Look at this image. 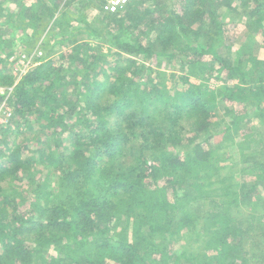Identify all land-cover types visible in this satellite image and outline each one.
<instances>
[{"label": "trees", "instance_id": "obj_1", "mask_svg": "<svg viewBox=\"0 0 264 264\" xmlns=\"http://www.w3.org/2000/svg\"><path fill=\"white\" fill-rule=\"evenodd\" d=\"M56 1L38 0L34 21L48 13L53 28L61 27L70 14L57 16ZM179 2L171 11L157 6L156 19L140 1L127 3L125 14L106 12L114 63L79 44L22 76L12 99L17 132L36 129L32 144L41 147L0 149L7 159L0 164V264H264V0ZM221 8L246 10L258 34L241 44L225 39ZM24 10L0 21V65L9 61L4 36L33 39L26 23L9 27ZM79 20L99 35L84 15ZM169 48L175 51L165 55ZM155 56L188 73L169 78L135 59ZM212 78L227 85L213 91ZM13 83L0 71V86ZM220 104L230 122L213 132L222 124ZM222 138L236 143L245 164L236 186L254 182L243 212L231 189L236 180L219 166L214 143ZM188 144L192 150L181 154ZM25 184L33 189L24 193Z\"/></svg>", "mask_w": 264, "mask_h": 264}, {"label": "rangeland", "instance_id": "obj_2", "mask_svg": "<svg viewBox=\"0 0 264 264\" xmlns=\"http://www.w3.org/2000/svg\"><path fill=\"white\" fill-rule=\"evenodd\" d=\"M1 3H4V9L5 17L12 16L11 13H18L17 8L23 11L24 9H27V11L24 10L23 15L20 17H17V19L13 22H10V29L14 28V25L22 26V24H27L28 27H22L25 30V33L29 35L30 37H33L32 40H27L25 44L21 41L23 37V33H19L18 35H12L9 33L8 41L4 43L6 49H10L9 52L2 56L3 59H7V54L9 55V60L6 65H0V71L3 73H6L7 75H12L14 78V83L18 84L20 83V80L22 75L28 73L29 71H32L36 67H38L42 61H44L47 57L48 60H56L58 59L59 55L63 52L72 51L73 48H75L79 44H88L92 45L95 50H97L98 55L101 57L108 56L107 59L111 61V63H114L115 60L118 58L116 57V49L113 48L111 45L109 39V36L107 34V24L108 22L105 21V15L106 12L117 14L119 10H121L120 14H125V9L128 7H125V5L129 2L131 4L135 3L136 1H140L143 3V7H149L153 10V18L156 19L158 16V11L155 10L157 6H160L161 11H171L173 3H175V7L180 8V2L179 0H128L126 4H122L121 6H118L116 9H111L112 1L114 0H103L105 1V4L99 3V0H59L56 1L58 8L56 7V15L59 16V11L61 12H67L70 14V17H67V19L63 18L61 27L53 28L52 26V17L48 16V13L46 15H40L41 21H34L32 14L35 13L34 11H30V8L34 7V5L38 8L42 3H36L38 0H1ZM82 1V3L80 2ZM45 3V1H44ZM51 3V2H50ZM53 5V3H51ZM79 4H82L83 6L79 8ZM34 7V8H36ZM52 6L51 8H53ZM106 7H110L111 10H107ZM123 7H125L123 9ZM105 10L104 12L102 10ZM143 9V8H142ZM157 9V8H156ZM246 10L243 8H237L236 10L232 11H225V9L221 8V16L224 17L225 25H226V32H225V39H228L230 42L234 44H241L243 42H246L249 40L250 37L256 36L258 33L255 31L256 28H254L251 23H249L248 17L246 16ZM58 13V14H57ZM84 15L85 19L88 24L93 25V27L99 28V35H90L87 33V30L85 31V23H82L81 20H79L80 16ZM247 17V18H246ZM4 18H0V21L4 20ZM18 23V24H17ZM33 24V26L31 25ZM148 25V24H144ZM145 27V26H144ZM102 29V30H101ZM145 29L146 33L148 34V37H151V39L154 37L155 32L150 28H143ZM142 29V32H145ZM101 30V32H100ZM62 33V36H59L58 38L54 37L55 33ZM257 33V34H256ZM134 34H137L135 32ZM64 35V36H63ZM259 38V37H258ZM149 39L147 43L151 40ZM262 39V38H260ZM146 41V40H145ZM13 45V47H12ZM113 48V50H112ZM13 51V52H12ZM175 50L173 48H169L166 51L165 55H168L170 53H173ZM259 51H263L259 49ZM11 52V53H10ZM156 52L157 53H164V48L162 44H158L156 46ZM218 52L221 56L227 55V50L224 47H221L218 49ZM10 53V54H9ZM113 53V55H112ZM124 56H127L124 54ZM168 56H161V57H154L152 60H144L142 57H136L135 59L139 62L140 65L145 66H151L153 69H156L158 71L167 73L168 77L170 78L172 73L176 76L183 75L184 73H188L187 70L183 69L178 61H174L172 63H169ZM263 58V57H262ZM20 78V79H19ZM101 81H106V75L99 77ZM112 78V74H111ZM167 82V81H166ZM171 83V82H167ZM206 84L210 89L213 91L220 89L221 87H224L227 85V83L224 80H217L215 78L206 80ZM0 87H6V86H0ZM220 99V97H219ZM225 105L220 104L219 112L216 116L217 120H221L220 127L213 130V132L219 131L224 128L223 124L228 125L230 120L225 119L224 116V110ZM16 119H14V122H11L10 127L8 129H3V133L0 136V149L5 148H17L21 145H28L30 146V151L38 150L40 149V143H33L32 141L36 136H38V131L35 130H29L25 127H21L20 133L17 132V126H16ZM224 121V122H223ZM254 131V130H253ZM264 133V132H263ZM257 137V135L255 134ZM254 136V137H255ZM43 137V136H42ZM67 137V136H65ZM44 141H48L49 139L45 137ZM203 139V137L201 138ZM237 140L240 139L239 137L236 138ZM49 142V141H48ZM216 143H214V146L217 148L219 146V157L223 159L221 163H219V166L226 165V168L228 170H224L223 173H227L229 171V177L235 179L234 186L231 184L232 191L237 193V200L239 201L238 209L243 212L244 205L246 201V192L249 191L251 188L250 186L254 184L253 181H248L247 185H241L236 186L237 183H239V178L241 177L238 172H240L241 168L243 169L244 163L242 159V154L240 152V149H238L236 143L232 140H226L224 138L222 139H216ZM49 146H54V142L51 140L49 142ZM69 143V142H68ZM192 146L185 145L180 146L178 149L180 150V153H187L188 151L192 150ZM214 148V147H212ZM254 152V151H253ZM218 156V155H217ZM7 159L4 156H0V164L6 165ZM248 165V164H247ZM40 167V166H39ZM48 172V169H44V175ZM43 175V174H41ZM189 184V183H188ZM188 187V186H187ZM181 188L180 190V197H184L188 191V188ZM212 188H215L212 186ZM24 193L29 192L33 187H28L27 184L23 186ZM30 189V190H28ZM51 191H55L54 188L51 189ZM32 192V191H31ZM209 193L212 196L211 199H218L215 195L214 190H209ZM224 192L221 191L219 194H223ZM264 193V191L262 192ZM222 197V196H221ZM232 199V198H231ZM233 200V199H232ZM191 207L194 210L199 209V202H193L191 204ZM195 237V236H194ZM193 237V238H194ZM197 237V236H196ZM198 245L196 243L190 245V251L193 252L197 250L196 248ZM182 250V246L178 248L177 253L179 254ZM1 252V249H0ZM53 252H51L52 254ZM54 254V253H53Z\"/></svg>", "mask_w": 264, "mask_h": 264}, {"label": "built area", "instance_id": "obj_3", "mask_svg": "<svg viewBox=\"0 0 264 264\" xmlns=\"http://www.w3.org/2000/svg\"><path fill=\"white\" fill-rule=\"evenodd\" d=\"M127 2L128 0H114L112 1L111 9H116L118 6L126 4ZM106 9L111 10L110 7H106ZM17 85L18 82L11 86L0 87V136L3 133V129H8L11 122H14L15 108L12 99L14 98L15 87Z\"/></svg>", "mask_w": 264, "mask_h": 264}]
</instances>
